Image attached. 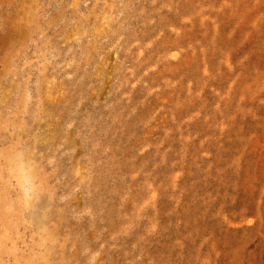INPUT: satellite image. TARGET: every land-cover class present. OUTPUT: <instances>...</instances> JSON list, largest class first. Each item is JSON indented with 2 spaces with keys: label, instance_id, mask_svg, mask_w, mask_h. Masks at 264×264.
I'll return each mask as SVG.
<instances>
[{
  "label": "rangeland",
  "instance_id": "obj_1",
  "mask_svg": "<svg viewBox=\"0 0 264 264\" xmlns=\"http://www.w3.org/2000/svg\"><path fill=\"white\" fill-rule=\"evenodd\" d=\"M0 264H264V0H0Z\"/></svg>",
  "mask_w": 264,
  "mask_h": 264
},
{
  "label": "clouds",
  "instance_id": "obj_2",
  "mask_svg": "<svg viewBox=\"0 0 264 264\" xmlns=\"http://www.w3.org/2000/svg\"><path fill=\"white\" fill-rule=\"evenodd\" d=\"M8 164L19 199L25 208H30L41 189L34 165L22 150L11 156Z\"/></svg>",
  "mask_w": 264,
  "mask_h": 264
}]
</instances>
